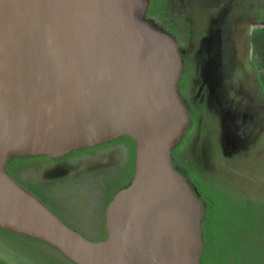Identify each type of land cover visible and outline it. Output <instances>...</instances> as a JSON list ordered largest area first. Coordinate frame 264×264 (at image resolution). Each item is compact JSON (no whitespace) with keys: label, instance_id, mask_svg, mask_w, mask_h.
<instances>
[{"label":"water","instance_id":"water-1","mask_svg":"<svg viewBox=\"0 0 264 264\" xmlns=\"http://www.w3.org/2000/svg\"><path fill=\"white\" fill-rule=\"evenodd\" d=\"M143 10V0H0V227L73 264L200 262V199L170 161L189 127L175 95L182 58L171 36L140 22ZM119 136L135 143L134 173L106 208L101 241L4 170L10 156L55 157Z\"/></svg>","mask_w":264,"mask_h":264},{"label":"rangeland","instance_id":"rangeland-1","mask_svg":"<svg viewBox=\"0 0 264 264\" xmlns=\"http://www.w3.org/2000/svg\"><path fill=\"white\" fill-rule=\"evenodd\" d=\"M143 3L144 10L140 22L145 24L147 18L154 17L155 7L154 0H143ZM186 3L188 6L190 4L189 8L193 9L194 13L193 6L203 12L202 23L195 28V33L208 32L211 41L206 79L214 91L215 98L209 106L208 116H213L215 120L213 140L217 131L216 119L222 116V145L226 154H230L223 158L214 143L209 142L210 146L202 145V137L189 144L185 157L190 161L198 159L194 160L196 169H192L202 177L209 178L205 183L199 181L197 173L188 171L184 177L172 165L174 171L189 186L191 195L200 199L202 211L205 213L206 234L202 256L203 261L208 262L218 255L223 245L225 246L221 230H225V225H228L227 215L234 213L236 204L246 211L245 216L251 220L250 222L244 219L245 222L255 227L264 239V81L258 91L249 86V81L243 79L252 76V64L255 62L253 52L255 55L258 53L259 58L264 60V52H261L264 51V0H162L160 16L155 18L161 21L163 17H175L183 21L181 17L184 12L183 5ZM196 13L200 14L199 11ZM184 26H181L183 30ZM252 33H260L261 37L257 35L253 39L250 36ZM166 35L170 36L168 33ZM197 38L192 36L194 43L199 41ZM222 53L225 54L226 60L223 59ZM225 61L230 64V68ZM231 63L237 67V75L234 77ZM180 66L178 80L184 76L183 62ZM259 74L261 75V72ZM190 128L184 130L172 150L186 143ZM122 140L127 141L129 146L128 157L118 148L121 146H117L101 150L95 157L76 161L75 164L79 166L77 170H69L71 175L76 176L61 187V192L65 194V205L51 206L52 210L60 215L64 214L63 210L73 211L78 220L82 221L74 230L89 241L105 239L104 210L117 192L128 187L133 177L134 143L126 137ZM254 141H257L256 145H252ZM203 148L205 151L207 149L208 169L200 166L201 159H205ZM16 158L21 156H10L7 161ZM22 165L28 168L35 178L51 180L46 175L51 165L48 162L39 160L35 163L26 160ZM61 217L70 225L67 218ZM262 245L264 251V243L258 246ZM0 264L73 263L56 249L36 238L0 227Z\"/></svg>","mask_w":264,"mask_h":264},{"label":"flooded vegetation","instance_id":"flooded-vegetation-1","mask_svg":"<svg viewBox=\"0 0 264 264\" xmlns=\"http://www.w3.org/2000/svg\"><path fill=\"white\" fill-rule=\"evenodd\" d=\"M190 2V1H189ZM161 3L162 0H154V7H155V14L153 18H145L146 22H148L153 28H155L158 31H163L173 38L176 46L179 48V54L182 58L183 62V68H184V76L182 78H179L177 81V85L175 87V95L186 105L187 108V114L189 117V139L184 143L181 147L178 149L171 150L170 153V161L171 165H173L175 168H177L180 173L183 174L184 177H186V174L188 171H192L194 173H197L199 176V181L206 182L209 178H204L199 174L198 172H195L192 168L196 169V160L193 159L189 160L187 157H185V152L189 144H192L194 140L201 139L203 140V144L209 145V142L214 143L217 147V149L220 151L221 156L224 158H227L230 156V154H226L224 151V147L222 145V125L223 120L222 116L218 117V120L216 119L217 123V131H215L216 136L213 140V127H214V117L208 116V109H210V105L213 104V99L215 98V94L209 83L206 79V72L208 70L207 64L209 63V57H210V43L208 38V32L206 33H195V28L198 27V25H201V16L203 12L201 9L193 6L195 13L193 12V9L189 8L188 3L184 4L183 6V14L180 19L177 20V18L172 17H163L160 20L155 18L156 16H160V9H161ZM192 3V2H191ZM199 11L200 14H197L196 12ZM181 23V24H180ZM184 26V30L181 28V26ZM187 28V29H186ZM198 34V35H197ZM261 37L260 33H252L250 36L255 39L256 36ZM192 36H195L199 41L194 43L192 40ZM264 39V35H263ZM209 48V49H208ZM264 49V47H263ZM264 52V51H261ZM206 55V56H205ZM223 59L226 60V56L224 53H222ZM205 56V59L204 57ZM209 56V57H208ZM264 57V56H263ZM253 68H252V76H248L247 78H243L246 81L250 82L251 88H256V90L260 91L262 88V81H264V78H262L264 74V60L259 58L258 53L255 55L253 52ZM226 64L228 62L225 61ZM230 68V64H228ZM231 66L233 67L232 72L233 76L237 75V67L235 68L234 65L231 63ZM261 72V75L259 74ZM240 76V75H238ZM242 78V76H240ZM254 84V85H253ZM253 85V87H252ZM216 118V117H215ZM191 125V126H190ZM216 125V124H215ZM220 130V131H218ZM126 136H119L112 139H108L99 143H94L93 145H87L84 147H78L75 149L68 150L64 153H61L55 157L45 156V155H19L21 158H16L7 161L4 164L5 172L9 176V178L15 182L18 186L23 188L25 191L29 192L31 195H33L35 198H37L41 203H43L50 211H52L56 216H58L67 226L74 229L78 224H82L80 220H78V217L73 211L71 210H63L62 212L64 214L60 215L54 210H52L51 206L55 207H61L65 205L64 203V193H62L61 187L66 185L69 181H72V179L76 176V174H70L72 171H76L78 165L75 164L76 161L84 158L89 157H95L96 153H98L101 150L109 149L112 147L121 146L118 148H121L125 152V156L128 157V153H130L129 146L125 144H119V140L123 139ZM130 139L132 142L133 140L129 137H126ZM204 138V139H203ZM211 140V141H209ZM134 143V142H133ZM256 145L257 141H254L252 145ZM210 146V145H209ZM135 147V143H134ZM208 147V146H207ZM238 149V148H237ZM175 151V152H174ZM134 161H135V148H134ZM203 154L205 156V159H201L200 166H203L204 168L208 169L206 162H207V149L203 148ZM26 160L35 161V163L39 160H43L48 162L50 167L48 168L47 176L50 177L51 180H43L39 178H35L32 176L31 171L28 170V168L24 167L22 163ZM195 160V161H194ZM203 160H205L203 162ZM184 164V165H183ZM191 166V168H190ZM8 167V169L6 168ZM187 167V168H186ZM81 168V167H80ZM10 172L8 174V171ZM192 169V170H191ZM198 169V168H197ZM71 170V171H69ZM199 170V169H198ZM134 173V172H133ZM212 180L210 179L209 182ZM67 182V183H66ZM214 182V181H213ZM107 207V206H106ZM105 211L104 210V222H103V228L105 231ZM64 216L67 218L70 222V225L67 224L64 219L61 217ZM84 219V218H83ZM105 236L107 237V234L105 232ZM105 237V238H106ZM26 256V254H24Z\"/></svg>","mask_w":264,"mask_h":264},{"label":"trees","instance_id":"trees-1","mask_svg":"<svg viewBox=\"0 0 264 264\" xmlns=\"http://www.w3.org/2000/svg\"><path fill=\"white\" fill-rule=\"evenodd\" d=\"M127 141L119 140L116 145L126 144ZM244 202V198L242 197ZM246 202V201H245ZM246 211H243L239 205L236 204L234 213L227 215V223L225 230H221L225 246L221 247L218 255L211 258L208 262L203 261V252L205 249V224L204 212L201 220V238L203 248L200 254L199 264H264V251L262 247L258 246L264 243L263 235L252 225L245 220L251 222L250 218L245 216ZM245 219V220H244Z\"/></svg>","mask_w":264,"mask_h":264}]
</instances>
